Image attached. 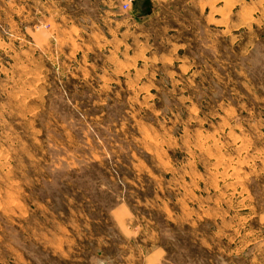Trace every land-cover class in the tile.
<instances>
[{
	"label": "rangeland",
	"instance_id": "1",
	"mask_svg": "<svg viewBox=\"0 0 264 264\" xmlns=\"http://www.w3.org/2000/svg\"><path fill=\"white\" fill-rule=\"evenodd\" d=\"M0 264H264V0H0Z\"/></svg>",
	"mask_w": 264,
	"mask_h": 264
}]
</instances>
